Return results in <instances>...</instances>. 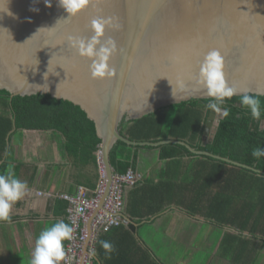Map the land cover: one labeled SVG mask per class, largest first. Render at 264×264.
<instances>
[{
	"label": "water",
	"instance_id": "water-1",
	"mask_svg": "<svg viewBox=\"0 0 264 264\" xmlns=\"http://www.w3.org/2000/svg\"><path fill=\"white\" fill-rule=\"evenodd\" d=\"M0 11V89L11 98L41 93L79 105L101 139L106 184L87 220L89 236L112 182L109 157L117 141L152 147L180 144L194 154L264 175V170L196 149L185 140L135 141L120 132L123 121L191 98H210L198 74L212 49L220 51L226 81L237 88V95H264V0H89L69 18L59 0H0ZM98 17L109 21L101 43L110 38L116 44L110 58L114 73L104 79L92 77L91 59L79 56L68 41L69 36L91 38V21ZM216 113L209 114L206 134L212 124L215 134ZM94 260L101 264L97 255Z\"/></svg>",
	"mask_w": 264,
	"mask_h": 264
},
{
	"label": "trees",
	"instance_id": "trees-1",
	"mask_svg": "<svg viewBox=\"0 0 264 264\" xmlns=\"http://www.w3.org/2000/svg\"><path fill=\"white\" fill-rule=\"evenodd\" d=\"M248 94L257 96L261 102L260 120L253 119L250 110L240 103L243 94L235 95L221 106V109L229 110V115L219 119L214 136L208 140L205 139V128L211 109L207 105L212 98H191L123 121L120 132L135 141L185 140L196 149L264 170V157L257 160L251 155L254 148L264 147V95ZM14 127L17 130H54L64 137V148L79 156L81 161L94 163L97 167L96 153L101 139L93 120L79 105L41 93L11 98L7 90L0 89V174L9 170L10 160L3 158L7 136ZM151 150H158V159L162 163L156 172L157 180L143 174L128 188L125 212L132 222L112 226L98 235L96 255L101 263L161 264L149 247L139 243L135 223L148 222L171 205L211 220L216 239L222 234L229 246L227 249L245 251L253 239L264 243L263 174L207 155L194 154L180 144L152 147L128 145L123 141H117L110 152L114 172L123 174L128 169L136 172L140 152ZM55 205L58 214L68 223L67 202L57 198ZM225 226L234 227L242 234L223 232ZM101 240L110 241L115 250L106 253L100 245ZM256 248L257 244L250 246L249 252ZM93 264L99 263L94 260Z\"/></svg>",
	"mask_w": 264,
	"mask_h": 264
},
{
	"label": "crops",
	"instance_id": "crops-1",
	"mask_svg": "<svg viewBox=\"0 0 264 264\" xmlns=\"http://www.w3.org/2000/svg\"><path fill=\"white\" fill-rule=\"evenodd\" d=\"M214 130L210 132L212 136ZM7 140L3 160H10L8 169L26 181L28 189L24 197L13 204L11 222L0 221V264H31L40 232L64 220L55 205L58 194L73 193L78 185L94 189L98 172L94 163L83 162L64 148V137L54 130L14 127ZM158 155V150L140 152L136 173L140 177L147 174L156 181V172L162 165ZM143 160L146 162L142 163ZM123 213L127 215L125 208ZM146 221L135 223L138 241L149 247L161 264H264V243L253 239L245 251L227 249L229 246L222 234L209 240V232L214 231L211 220L179 206L171 205ZM146 226L158 233L157 240L154 235L150 238L141 232H147ZM224 231L242 234L231 226H225ZM243 235L250 236L246 232ZM256 244L257 248L250 253V246ZM245 256H248L246 261Z\"/></svg>",
	"mask_w": 264,
	"mask_h": 264
},
{
	"label": "clouds",
	"instance_id": "clouds-1",
	"mask_svg": "<svg viewBox=\"0 0 264 264\" xmlns=\"http://www.w3.org/2000/svg\"><path fill=\"white\" fill-rule=\"evenodd\" d=\"M59 4L69 14V18L83 10L89 4V0H59ZM108 23L109 21L102 17L94 18L91 21L94 32L91 38L68 37L69 43L79 56L91 59L90 72L93 78L104 79L114 73L110 58L116 51V44L110 38L103 43L100 40ZM198 75L199 83L206 89L207 96L212 98L207 107L214 112H222V115L227 117L229 110L227 108L222 110L221 106L226 100L237 95L238 90L226 81L223 57L219 50L212 49L205 53ZM240 103L250 110L253 119L260 120L261 102L257 96L245 92L240 98ZM251 155L257 160L264 157V147L254 148ZM27 189V182L17 178L11 169L0 174V221L11 222L12 206L24 197ZM74 231V227L64 220H58L44 228L36 239L31 264H61L66 257L64 242L72 240ZM100 245L108 254L115 250L110 241L101 240Z\"/></svg>",
	"mask_w": 264,
	"mask_h": 264
},
{
	"label": "built area",
	"instance_id": "built-area-1",
	"mask_svg": "<svg viewBox=\"0 0 264 264\" xmlns=\"http://www.w3.org/2000/svg\"><path fill=\"white\" fill-rule=\"evenodd\" d=\"M96 155L98 183L95 188L89 189L78 185L73 193L61 192L58 194L59 198L67 202L66 219L75 229L72 240L65 242L66 257L61 264H93L98 235L109 230L112 226L128 223L122 216L125 208V192L134 186L140 178V175L131 169L123 174L113 173L108 195L103 207L93 217L91 234L88 235L87 220L98 207L106 184V173L99 150Z\"/></svg>",
	"mask_w": 264,
	"mask_h": 264
},
{
	"label": "rangeland",
	"instance_id": "rangeland-1",
	"mask_svg": "<svg viewBox=\"0 0 264 264\" xmlns=\"http://www.w3.org/2000/svg\"><path fill=\"white\" fill-rule=\"evenodd\" d=\"M222 116V112H217L216 114H215V116H214V119H216V120H219L220 119V117ZM215 129V125L213 126V127H211L210 128V131L208 132V134H206L205 135V139H211V130H214ZM149 158V157H148ZM144 162H146L145 160H143V162L142 163H144ZM145 229H147V232H145L144 230H142L141 232H143V234L144 235H147L148 237H150V236H152V235H154V238H155V240H157L158 239V233H156V232H154V231H152V230H150L149 229V226H146V228ZM215 236L216 235H214V231L212 230L211 232H209V240H213L214 238H215ZM151 238V237H150ZM247 258H248V256H245L244 257V261H246L247 260Z\"/></svg>",
	"mask_w": 264,
	"mask_h": 264
},
{
	"label": "flooded vegetation",
	"instance_id": "flooded-vegetation-1",
	"mask_svg": "<svg viewBox=\"0 0 264 264\" xmlns=\"http://www.w3.org/2000/svg\"><path fill=\"white\" fill-rule=\"evenodd\" d=\"M214 125L212 124V127H213Z\"/></svg>",
	"mask_w": 264,
	"mask_h": 264
}]
</instances>
